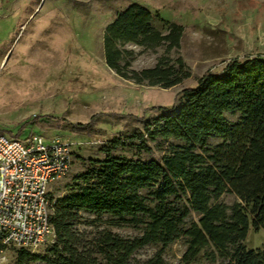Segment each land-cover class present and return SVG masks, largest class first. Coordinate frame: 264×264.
Segmentation results:
<instances>
[{"label":"trees","instance_id":"trees-1","mask_svg":"<svg viewBox=\"0 0 264 264\" xmlns=\"http://www.w3.org/2000/svg\"><path fill=\"white\" fill-rule=\"evenodd\" d=\"M155 18L139 4L116 13L102 34L103 58L123 80L166 90L189 78L180 59L161 57L153 67L133 71V53L123 48L178 49L183 27L171 24L162 34L152 26ZM170 112L142 117L143 131L107 140L99 149L105 158L86 161V171L74 178V192L51 200L55 241L49 255L21 249L18 264H141L133 256L149 245L160 250L145 264H163V250L180 239L184 264L208 249L211 262L264 264V245L244 244L250 228L264 229V56L229 60L220 73L181 90ZM226 115L238 118L231 123ZM210 138L220 143L209 145ZM170 140L177 144L163 149ZM129 149L130 157L115 154ZM224 194L237 201L218 202ZM81 213L107 217V227L80 231ZM120 226L139 233L127 238L108 228Z\"/></svg>","mask_w":264,"mask_h":264},{"label":"rangeland","instance_id":"rangeland-1","mask_svg":"<svg viewBox=\"0 0 264 264\" xmlns=\"http://www.w3.org/2000/svg\"><path fill=\"white\" fill-rule=\"evenodd\" d=\"M132 4L147 8L156 18L154 29L165 34L171 24L182 26L178 49L165 53L127 44L133 53L129 69L153 67L161 57L180 59L189 78L171 88L137 85L123 80L104 62L102 34L116 13ZM264 56V0H0V130L19 140L41 136L68 145L72 165L65 177L48 189L51 200L74 192V178L88 168L87 160H103L100 147L119 134L143 131L141 118L169 114L176 95L194 88L206 74H218L232 59ZM166 111H157L156 108ZM173 113V112H172ZM229 122L237 116L226 115ZM39 123H48L42 129ZM215 138L209 145L219 144ZM169 144H177L172 140ZM155 157L162 152L148 144ZM132 150L118 151L130 157ZM237 199L224 194L218 202L231 206ZM107 217L81 213L77 228L91 232L106 228ZM122 237L138 231L127 226L108 227ZM55 239L32 255H49ZM247 249L264 245V229L250 228ZM19 250H0V264H18ZM160 245L138 250L133 258L141 264L152 260ZM186 250L178 240L162 252L163 264H184ZM202 251L191 264H220ZM25 264H46L42 261Z\"/></svg>","mask_w":264,"mask_h":264},{"label":"built area","instance_id":"built-area-1","mask_svg":"<svg viewBox=\"0 0 264 264\" xmlns=\"http://www.w3.org/2000/svg\"><path fill=\"white\" fill-rule=\"evenodd\" d=\"M68 145L32 136L23 140L0 130V250L33 252L51 238V184L68 175Z\"/></svg>","mask_w":264,"mask_h":264}]
</instances>
